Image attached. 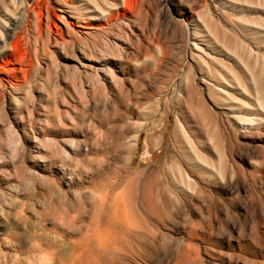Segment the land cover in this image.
<instances>
[{"label":"rangeland","instance_id":"1","mask_svg":"<svg viewBox=\"0 0 264 264\" xmlns=\"http://www.w3.org/2000/svg\"><path fill=\"white\" fill-rule=\"evenodd\" d=\"M85 250L264 264V0H0V264Z\"/></svg>","mask_w":264,"mask_h":264},{"label":"bare ground","instance_id":"2","mask_svg":"<svg viewBox=\"0 0 264 264\" xmlns=\"http://www.w3.org/2000/svg\"><path fill=\"white\" fill-rule=\"evenodd\" d=\"M138 183L139 178H133L129 182L127 191L118 196L116 201L117 209L114 213L113 218L108 221L103 227L100 224V221L97 220V225L92 229L91 237L93 239H96L103 256L110 255L111 252L114 251L124 250V240L127 235L126 232L132 229L140 230L144 226L145 219L144 217L137 214V211L134 206L137 199ZM107 197V194L101 196L100 204L102 206L107 200ZM151 203L153 204V209L154 207L157 208V206H155L158 205L156 192H154L152 195ZM136 216L139 221L136 220ZM128 234L130 235V233ZM43 253V260L41 262L39 261L40 264H48L49 261L53 260V258L51 257L52 253H50L49 251ZM93 253L94 252L91 250H85L83 253H81V257L74 261L73 264H100V258H95Z\"/></svg>","mask_w":264,"mask_h":264}]
</instances>
